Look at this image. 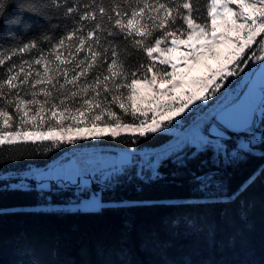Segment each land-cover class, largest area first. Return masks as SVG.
<instances>
[{
    "label": "snow or ice",
    "instance_id": "obj_1",
    "mask_svg": "<svg viewBox=\"0 0 264 264\" xmlns=\"http://www.w3.org/2000/svg\"><path fill=\"white\" fill-rule=\"evenodd\" d=\"M34 2L0 0V45L30 28L24 15L43 20L29 11L28 4ZM55 8L63 11L48 14L60 19L43 22L63 24L66 31L49 47L33 54L38 44L29 41L0 57V69L7 74L0 81V147L46 142L60 147L122 134L147 137L214 109L217 93L230 77L243 79L264 69V0H207L203 21L194 15L192 0H120L108 8L98 0H55ZM24 54L30 58L7 63ZM223 119L213 115L204 121L199 147L186 144L148 169L147 178H159L164 161L180 173L199 160V168L189 171L191 182L201 191L219 189L221 166L245 158L250 144L264 143V132L256 135L251 113L240 129L229 128ZM259 128L264 129V110ZM228 131L247 132L251 139L229 150L223 142ZM208 152L213 154L210 159H200ZM113 175L106 178L107 187ZM100 199V193L92 194L98 205ZM246 219L241 213V220ZM237 242L243 243L241 231L227 245Z\"/></svg>",
    "mask_w": 264,
    "mask_h": 264
},
{
    "label": "trees",
    "instance_id": "obj_2",
    "mask_svg": "<svg viewBox=\"0 0 264 264\" xmlns=\"http://www.w3.org/2000/svg\"><path fill=\"white\" fill-rule=\"evenodd\" d=\"M10 2L16 4L18 0ZM119 2L98 0L106 8ZM192 2L197 9L194 15L203 21L207 0ZM28 8L43 15V20L40 15H24V23L30 28L11 43L0 45V57L29 41L38 44L35 54L66 31L63 24L46 26L43 22L60 19L48 14L63 11L55 8V0H35ZM10 11L17 14L19 10L11 7ZM45 36L50 39L45 40ZM24 58L29 59V54L7 63ZM6 75L0 69V81ZM261 132L264 129L256 135ZM169 138L167 133L158 132L147 137H107L100 142L124 147L159 146ZM235 138L232 135L224 140L229 150H238ZM133 139L137 142L132 143ZM50 144L0 147V172L21 171L29 163L54 159L59 151H53ZM249 147L258 150L234 164L221 166V187L210 191H201L191 182L189 171L199 168V160L180 173L164 161L159 178L148 179L149 172L141 178H121L110 187L91 181L90 187L101 191L103 201L115 202L99 209L36 208L48 197L67 202L79 184L70 183L65 191L54 192L63 185L51 181L50 187L40 189L39 180L29 179L28 187H15L10 185L19 179L1 177L0 264H264V172L260 171L264 168V143ZM212 155L208 152L200 159ZM242 186L244 190L240 191ZM235 193H239L237 198L229 201ZM241 213H246V220H241ZM238 231L243 232V243L229 247L228 238Z\"/></svg>",
    "mask_w": 264,
    "mask_h": 264
},
{
    "label": "rangeland",
    "instance_id": "obj_3",
    "mask_svg": "<svg viewBox=\"0 0 264 264\" xmlns=\"http://www.w3.org/2000/svg\"><path fill=\"white\" fill-rule=\"evenodd\" d=\"M22 60L20 62H22ZM249 67H253V64L250 63ZM245 71L247 72L248 69ZM253 72L244 76L243 79H240V77H230V83L225 85V88H222L220 93H217L220 99L215 102L214 109L209 108L205 113L198 112L191 117H187L186 122L179 127L170 125L167 129L162 130L161 132L167 133L170 138L159 146H140L138 144H130L131 146L129 147L121 145L113 146L110 144H102L100 141L104 138L99 140L78 141L74 145L63 144L60 145V147H54L50 144V146L53 147V151H59L54 159L46 163H29L21 171L14 169L1 171L0 178L14 177L19 179L17 182L11 183L10 185L15 187H28L30 184L29 179L39 180L41 183H39L37 187L40 189L50 187L51 181L63 185L62 188L54 189V192L65 191L67 184L70 183L79 184V186L76 187L75 194L70 197L67 202L54 201L48 197L45 202L36 205V208L46 210H85L99 209L103 205L113 204L115 202L103 201L102 198L100 199L99 205L96 201L92 200V194L98 192L101 197V191L92 190L90 182L93 181L100 186H106V178L114 173L111 177L112 186L118 183L121 178H132L134 174L132 175L131 173L135 170V165L139 166V170H145V176L150 172L148 169H155L161 161L172 156L186 144L194 143L199 147L197 141L200 139L199 128L202 126V123L210 119L213 115H216L224 106L236 101L246 87ZM262 110H264V100L257 111L255 120L256 132L260 130L259 122ZM117 111L119 110L117 109ZM124 120L126 122H132L131 117H124ZM235 136L234 142L238 145L247 144L251 139L250 134H248V136L240 134ZM223 142L225 143V141ZM250 148L252 151L258 150L257 148ZM132 164L134 165L133 167H131ZM132 168H134V170H132ZM136 173L137 171L135 175Z\"/></svg>",
    "mask_w": 264,
    "mask_h": 264
},
{
    "label": "water",
    "instance_id": "obj_4",
    "mask_svg": "<svg viewBox=\"0 0 264 264\" xmlns=\"http://www.w3.org/2000/svg\"><path fill=\"white\" fill-rule=\"evenodd\" d=\"M264 100V69H255L246 87L239 98L221 108L216 115L224 117L223 122L229 127L240 129L245 126L248 114L256 120L257 111ZM227 110V111H225ZM223 131V129H221ZM233 134H249L243 131L225 132V137L230 138ZM223 135V133H219Z\"/></svg>",
    "mask_w": 264,
    "mask_h": 264
},
{
    "label": "built area",
    "instance_id": "obj_5",
    "mask_svg": "<svg viewBox=\"0 0 264 264\" xmlns=\"http://www.w3.org/2000/svg\"><path fill=\"white\" fill-rule=\"evenodd\" d=\"M134 165L132 164L131 167H133ZM132 170H134V168H132ZM139 170V166L138 165H135V170L132 171V175L134 174L135 175V172Z\"/></svg>",
    "mask_w": 264,
    "mask_h": 264
}]
</instances>
